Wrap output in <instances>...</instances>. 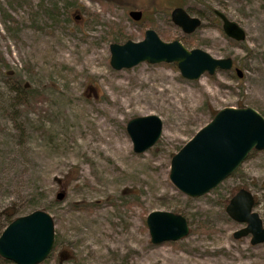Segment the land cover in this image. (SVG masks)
<instances>
[{
  "label": "rangeland",
  "instance_id": "obj_1",
  "mask_svg": "<svg viewBox=\"0 0 264 264\" xmlns=\"http://www.w3.org/2000/svg\"><path fill=\"white\" fill-rule=\"evenodd\" d=\"M40 2L56 9L47 16ZM175 5L221 9L244 38H228L211 15L183 34L168 17ZM129 9H140L141 19ZM147 27L229 55L242 73L186 79L174 63L144 61L112 68L109 42L140 39ZM0 57L42 97L29 109L13 104L0 61V209L50 214L51 254L37 264H264V241L233 237L243 223L224 210L247 188L264 226V148L197 196L167 176L172 153L216 109L251 106L264 116V0H0ZM149 113L160 117L161 133L134 152L125 122ZM153 209L184 215L188 233L151 243L144 217ZM4 224L0 214V230ZM0 264L15 263L0 256Z\"/></svg>",
  "mask_w": 264,
  "mask_h": 264
},
{
  "label": "water",
  "instance_id": "obj_2",
  "mask_svg": "<svg viewBox=\"0 0 264 264\" xmlns=\"http://www.w3.org/2000/svg\"><path fill=\"white\" fill-rule=\"evenodd\" d=\"M220 17L221 31L228 38H244V29L224 13ZM128 16L138 19L139 9H129ZM171 21L183 31H192L200 24L197 17L189 16L181 7L170 10ZM108 63L114 69L128 68L144 61L174 63L179 75L196 79L201 74H212L216 69H228L230 56L214 57L206 50L186 47L178 39H162L147 27L137 40L125 39L108 44ZM236 76L241 70L234 67ZM162 122L157 114L134 115L125 122V131L132 150L141 152L158 139ZM264 148V116L251 106H224L214 111L211 118L200 126L172 155L168 179L189 196L203 194L228 176L250 150ZM61 197V192L55 194ZM254 196L244 187L236 189L227 199L224 210L233 220L243 225L232 232L237 238L249 235L251 244L264 241V226L253 210ZM151 243L174 241L189 231L188 221L179 212L153 209L144 217ZM53 245V222L50 214L36 208L14 216L0 230V256L15 264H37L47 257Z\"/></svg>",
  "mask_w": 264,
  "mask_h": 264
},
{
  "label": "trees",
  "instance_id": "obj_3",
  "mask_svg": "<svg viewBox=\"0 0 264 264\" xmlns=\"http://www.w3.org/2000/svg\"><path fill=\"white\" fill-rule=\"evenodd\" d=\"M39 5L41 6L43 12L47 16H50V11L56 9L54 7L55 6L54 4H51L50 6H44V4L40 2ZM67 5L68 4H66V6ZM0 61L2 65H4L5 67L4 69L5 75L8 76L9 90L12 93L11 99L13 104L17 105L18 107H21L22 109H29V107L33 106V104H35L37 101L42 100L41 93L36 88H33L20 76L10 72L11 70H9V67L7 66L3 58L0 57ZM13 123L16 124L15 120H13ZM236 169L237 168H235L234 170ZM13 212H14V207L12 205L4 206L0 209V214L3 217L5 224L14 217ZM46 258L43 260H46Z\"/></svg>",
  "mask_w": 264,
  "mask_h": 264
},
{
  "label": "flooded vegetation",
  "instance_id": "obj_4",
  "mask_svg": "<svg viewBox=\"0 0 264 264\" xmlns=\"http://www.w3.org/2000/svg\"><path fill=\"white\" fill-rule=\"evenodd\" d=\"M176 6H179V7H181L189 16H193V17H197L198 19H199V21H200V23H201V19H204V17L206 16H212L213 17V19H215V20H217L218 22H220L221 23V21H220V17L218 16V14L216 13L217 11H220V12H222V13H224L225 15H226V13L225 12H223L221 9H217V8H206V10H198V9H196V7L194 8V9H192L191 7H189V6H181V5H175V6H173V7H176ZM173 7H171L170 8V10L173 8ZM140 10V9H139ZM170 10H169V13H170ZM140 12H141V14H140V16H139V18L137 19V20H139V19H141V17H142V11L140 10ZM203 13H205V14H203ZM227 16V15H226ZM169 17V20L171 21V19H170V15L168 16ZM228 17V16H227ZM228 18H230V17H228ZM231 19V18H230ZM233 20V19H232ZM172 22V21H171ZM236 22V21H235ZM173 23V22H172ZM174 24V23H173ZM175 26H177L179 29H180V31L183 33V34H186V35H188V34H191L195 29H196V27L192 30V31H189V32H186V31H183L182 29H181V27L180 26H178V25H176V24H174ZM160 37V36H159ZM161 38V37H160ZM163 39V38H162ZM173 39V38H172ZM176 39H178V38H176ZM184 46H186L185 45V43L184 42H182L181 41V39H178ZM185 41H187V42H191V40H187V38H185ZM186 47H189V46H186ZM196 47V46H195ZM225 56H229V55H225ZM231 57V56H230ZM231 60H232V57H231ZM235 66H237V65H235L234 63H233V60H232V63H231V66L228 68V69H232L233 71H234V67Z\"/></svg>",
  "mask_w": 264,
  "mask_h": 264
}]
</instances>
